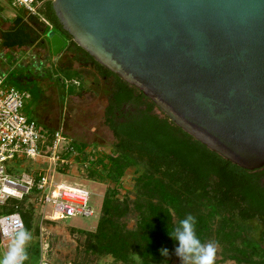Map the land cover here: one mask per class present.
I'll list each match as a JSON object with an SVG mask.
<instances>
[{"label": "trees", "instance_id": "trees-1", "mask_svg": "<svg viewBox=\"0 0 264 264\" xmlns=\"http://www.w3.org/2000/svg\"><path fill=\"white\" fill-rule=\"evenodd\" d=\"M37 12L38 18H25L24 12L21 18H12L5 36L8 47L31 45L35 23L42 19L43 34L50 30L54 36V29L67 42L56 55L65 51L72 62L91 69L106 85L101 119L113 140L110 151L89 155L85 144L68 142L78 154L76 162L86 163L84 171L90 180L112 185L103 194L94 230L77 231L86 236L83 253L109 257L116 264H169L178 247L169 232L191 214L198 238L202 243L215 242L221 260L264 264V166L247 171L210 154L138 90L78 48L61 30L50 0ZM60 71L76 74L70 69ZM45 134L48 143L53 133ZM127 169L136 174L133 198L118 200L117 189ZM66 170L58 169L60 174ZM24 200L20 201L23 205ZM18 212L27 228L29 210L18 207ZM129 213L134 214L131 228L125 222ZM161 248L168 249V257L161 255Z\"/></svg>", "mask_w": 264, "mask_h": 264}, {"label": "water", "instance_id": "water-1", "mask_svg": "<svg viewBox=\"0 0 264 264\" xmlns=\"http://www.w3.org/2000/svg\"><path fill=\"white\" fill-rule=\"evenodd\" d=\"M61 30L210 154L264 166V0H50ZM52 53L60 42L47 33Z\"/></svg>", "mask_w": 264, "mask_h": 264}, {"label": "rangeland", "instance_id": "rangeland-1", "mask_svg": "<svg viewBox=\"0 0 264 264\" xmlns=\"http://www.w3.org/2000/svg\"><path fill=\"white\" fill-rule=\"evenodd\" d=\"M22 16V8L10 6L9 0L0 2L2 23L9 24L12 17L21 18ZM34 16H38L37 10ZM25 21L29 24L28 20L25 19ZM40 21L42 22V19ZM53 31L55 35L63 39L58 32L54 29ZM47 33L44 34V39L49 42L46 37ZM33 51L35 55L45 56L41 63L28 54V48L0 55V75L4 78V83L29 95L23 103V114L34 121L41 132H60L66 140L76 144H85L86 149L107 154L113 140L101 119L105 105V85L102 80L91 69L79 67L72 62L65 51L61 52L58 57L56 56L57 59L54 62H52L54 54H52L51 46L50 51L46 49ZM62 67L74 68L76 74L64 73L60 71ZM72 81L78 86L73 85ZM39 163L38 159L30 160L19 156L7 162L6 166L11 172L37 171L46 167L45 163L42 165ZM135 175L133 169L125 171L117 189L116 198L118 200L124 197L132 200L131 192ZM54 177L56 183L85 188L89 192L88 205L93 209L94 215L50 222L41 216L42 211L46 214L50 212L49 206L44 209L35 206L32 197L26 198L24 205L20 201L9 200L6 204L8 207L16 205L19 208L28 209L30 213L27 221L28 227L23 225V229L31 233V240L27 245L28 259L25 264H37L39 260L52 264H116L109 257L94 258L84 254L86 236L77 232L94 230L103 194L107 189L112 188V185L103 180H90L84 169L77 163L62 174H54ZM6 213L0 212V215ZM125 222L127 228H131L134 214L129 213ZM6 252L7 250L0 249V258ZM221 257L218 246L215 264H235L232 261L221 260ZM134 261L137 263L136 259ZM169 264H181V261L175 255Z\"/></svg>", "mask_w": 264, "mask_h": 264}, {"label": "built area", "instance_id": "built-area-1", "mask_svg": "<svg viewBox=\"0 0 264 264\" xmlns=\"http://www.w3.org/2000/svg\"><path fill=\"white\" fill-rule=\"evenodd\" d=\"M2 1L4 0H0ZM44 1L46 0H9V4L22 8L24 17L27 18L34 16ZM28 98V93L7 86L0 75V212H7L0 215L2 250H8L12 237L23 229L18 207H8L6 204L9 200L21 201L32 197L35 206L42 209L49 206L50 212L46 214L42 211L41 216L50 222L94 215L93 209L88 205L89 192L85 188L54 181V174L60 173L58 169H69L77 163L78 154L68 147L69 140L60 132H52L51 140L47 143L46 134L22 112L23 103ZM84 152L91 155L94 150L85 148ZM65 153L69 156L63 157ZM19 156L30 160L38 159L39 164L45 163L46 167L37 171L11 172L6 163ZM80 166L84 169L86 163ZM37 264L52 263L39 260Z\"/></svg>", "mask_w": 264, "mask_h": 264}, {"label": "clouds", "instance_id": "clouds-1", "mask_svg": "<svg viewBox=\"0 0 264 264\" xmlns=\"http://www.w3.org/2000/svg\"><path fill=\"white\" fill-rule=\"evenodd\" d=\"M196 219L191 214L180 221L178 227L169 232L170 237L178 241L175 255L181 264H215L218 245L215 242L202 243L196 234ZM31 233L26 229L18 230L11 239L7 252L0 258V264H24L28 259L27 245ZM164 257L169 256L167 248H161Z\"/></svg>", "mask_w": 264, "mask_h": 264}, {"label": "flooded vegetation", "instance_id": "flooded-vegetation-1", "mask_svg": "<svg viewBox=\"0 0 264 264\" xmlns=\"http://www.w3.org/2000/svg\"><path fill=\"white\" fill-rule=\"evenodd\" d=\"M32 38L34 40H33V43L28 47V54H31L32 57L36 61H38L39 63H41L44 60L45 56H42L40 54H36L35 55L33 50L36 51V50L46 49V44L49 45V43L46 42V40L44 39L43 26L40 24V21H38V22L35 23V27H34V32L32 34ZM47 51H50V47L49 46L47 48ZM56 53H54L53 58L58 55V54L56 55ZM105 89H106V85H105Z\"/></svg>", "mask_w": 264, "mask_h": 264}, {"label": "crops", "instance_id": "crops-1", "mask_svg": "<svg viewBox=\"0 0 264 264\" xmlns=\"http://www.w3.org/2000/svg\"><path fill=\"white\" fill-rule=\"evenodd\" d=\"M13 18V17H12ZM7 28H6V27ZM10 28H11V25L10 24H4V23H2L1 21H0V55L2 54V53H8V52H14V51H18V50H22V49H25V48H28L29 46H26V47H24V48H17V47H15V46H9L8 47V45L6 44V42H5V36H6V34H8L9 32H10ZM55 37L58 39V41L60 42V45H58V48L57 49H55L54 51H53V53L52 54H54V53H56V52H58L60 49H61V47H63V46H65V45H67V42L66 41H64V40H62V38L61 37H58L57 35H55ZM48 46L49 45H47L46 44V50H47V48H48ZM44 50V49H43ZM60 55V53L57 55V57ZM70 56V55H69ZM57 58L56 57H54L53 59H52V62H54V60H56ZM70 59H71V57H70ZM62 68H64V69H70V70H72V71H75L74 70V68H68V67H62Z\"/></svg>", "mask_w": 264, "mask_h": 264}]
</instances>
